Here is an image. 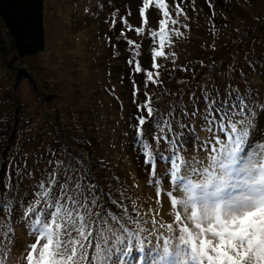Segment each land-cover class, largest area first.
<instances>
[{
	"label": "snow or ice",
	"instance_id": "obj_1",
	"mask_svg": "<svg viewBox=\"0 0 264 264\" xmlns=\"http://www.w3.org/2000/svg\"><path fill=\"white\" fill-rule=\"evenodd\" d=\"M205 4L212 40L201 48L216 53L217 12L212 0ZM124 7L105 23L109 32L119 25L116 40L128 45L132 147L155 203L162 208L166 197L173 220L142 210L138 183L94 173L90 157L66 143L18 150L0 157V264H264V93L249 80V73L264 76V63L248 53L243 63L238 53L177 63V41L199 23L196 0H139V26ZM145 40L149 68L141 63ZM106 91L123 113L115 88ZM97 163L103 173L107 164ZM18 233L32 242L16 252Z\"/></svg>",
	"mask_w": 264,
	"mask_h": 264
},
{
	"label": "rangeland",
	"instance_id": "obj_2",
	"mask_svg": "<svg viewBox=\"0 0 264 264\" xmlns=\"http://www.w3.org/2000/svg\"><path fill=\"white\" fill-rule=\"evenodd\" d=\"M99 3L105 5L102 12L97 8ZM138 3L139 0H111L113 7H110L108 0H44V52L18 60L4 41L5 53L0 51L4 54L0 59V157L14 128L17 140L12 145L13 155L18 150L43 151L46 146L56 148L65 144L61 138L64 132L72 146L85 151L86 156L92 152L95 160H103L108 165L103 173H115L129 183H138L143 192L137 189L134 194L141 197L138 204L142 210L156 209L158 219L167 223L173 220L169 202L165 197L162 208L155 203V193L145 185L142 162L132 147L134 133L128 124L134 123L129 121V116L135 112V106L131 103L126 64L128 45L116 40L119 25L109 32V24L105 23V18L116 8L124 15V6L129 5L133 12L129 21L139 26ZM196 3L202 9L199 23L192 24L190 36L185 33L188 39L177 41L174 49L179 55L177 63L196 64L198 59L207 62L209 57L227 58L233 53H238L240 63L245 53L249 59L264 63V0H227V3L212 0L217 12L216 25L220 29L216 53H206L201 48V44L212 40L207 30L210 13L205 0H196ZM189 15L194 14L189 12ZM106 34L117 44L119 56H113ZM129 36L139 39L135 33ZM143 52L142 66L149 68L147 40ZM160 63L166 62L161 60ZM201 71L203 69L197 66V72ZM136 79L139 81L141 76L137 75ZM162 79L167 82V74ZM249 80L264 93L262 76L249 73ZM169 86L173 91L179 87L175 81ZM110 87L115 88V95L123 101V113L117 100L106 91ZM167 99L163 97L160 106H166ZM89 162L92 163L91 159ZM18 237L16 252L32 242L27 235L18 233Z\"/></svg>",
	"mask_w": 264,
	"mask_h": 264
},
{
	"label": "trees",
	"instance_id": "obj_3",
	"mask_svg": "<svg viewBox=\"0 0 264 264\" xmlns=\"http://www.w3.org/2000/svg\"><path fill=\"white\" fill-rule=\"evenodd\" d=\"M4 41L8 42L9 49L14 58L18 60L44 52L46 45L44 0H0V51L2 49V52L4 51ZM3 55L0 54V59ZM262 77L264 79V76ZM16 132L17 129L14 128V131H12L10 137L5 142L6 146L1 149L2 157L13 156L14 149H12V145L17 140ZM62 137L64 143L86 156L85 151L72 146L71 139L67 138L64 132L62 133ZM82 149L85 148L82 146ZM88 157L96 165L93 168L94 173L105 174L100 172L104 168V165L97 164L99 160H95L92 152L88 154Z\"/></svg>",
	"mask_w": 264,
	"mask_h": 264
}]
</instances>
